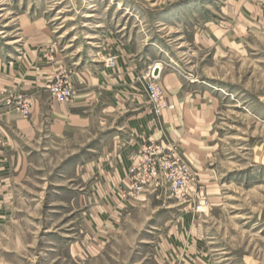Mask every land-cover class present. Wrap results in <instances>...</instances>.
<instances>
[{
	"label": "rangeland",
	"instance_id": "rangeland-1",
	"mask_svg": "<svg viewBox=\"0 0 264 264\" xmlns=\"http://www.w3.org/2000/svg\"><path fill=\"white\" fill-rule=\"evenodd\" d=\"M125 53L144 76L160 64L212 96L215 118L202 179L168 135L143 143L132 165L144 146L171 142L195 174L190 195L162 184L145 190L162 199L125 198L130 180L100 228L95 189L77 165L92 141L67 132L70 145L55 136L47 148L46 104L74 102L79 76L115 69ZM61 78L71 101L51 91ZM1 105L43 120L22 137L0 264H264V0H0Z\"/></svg>",
	"mask_w": 264,
	"mask_h": 264
},
{
	"label": "crops",
	"instance_id": "crops-1",
	"mask_svg": "<svg viewBox=\"0 0 264 264\" xmlns=\"http://www.w3.org/2000/svg\"><path fill=\"white\" fill-rule=\"evenodd\" d=\"M146 71L132 54L125 53L117 68H104L93 77L79 76V93L74 102L55 100L46 104L47 148L55 136L65 138L67 132L85 135L86 143L92 141L88 145L91 152L79 155L77 165L95 189L93 206L100 228L108 224V212L118 214L117 190L130 182L129 168L137 161L143 143L168 135L178 143L201 179L205 174V151L215 118L213 97L199 92L177 72L162 69L161 82L175 109L157 117L144 90ZM37 112L36 109V115L25 119L13 107L0 106V224L6 219L8 206L14 204L15 189L23 179L22 165L27 154L22 137L31 131L36 133L42 124V114L38 116ZM65 139L70 145V135ZM148 195L166 197L164 192L146 191L143 199Z\"/></svg>",
	"mask_w": 264,
	"mask_h": 264
},
{
	"label": "built area",
	"instance_id": "built-area-1",
	"mask_svg": "<svg viewBox=\"0 0 264 264\" xmlns=\"http://www.w3.org/2000/svg\"><path fill=\"white\" fill-rule=\"evenodd\" d=\"M112 61V58L110 60ZM155 65L147 76H144L146 91L154 106L156 115L160 116L166 109H175L165 95L160 83V71ZM53 95L62 101H71L75 92L67 80L57 79L51 86ZM140 164L132 166L129 188L123 190L122 196H136L145 192L148 187L167 185L177 198L190 195L195 184V174L188 162L181 156L171 142L152 143L144 146Z\"/></svg>",
	"mask_w": 264,
	"mask_h": 264
},
{
	"label": "bare ground",
	"instance_id": "bare-ground-1",
	"mask_svg": "<svg viewBox=\"0 0 264 264\" xmlns=\"http://www.w3.org/2000/svg\"><path fill=\"white\" fill-rule=\"evenodd\" d=\"M91 7H92V6H91ZM98 26H99V25H98ZM14 42H15V41H14ZM161 64H162V63H161ZM156 67H157V71H161L163 66H161L160 64H158Z\"/></svg>",
	"mask_w": 264,
	"mask_h": 264
},
{
	"label": "water",
	"instance_id": "water-1",
	"mask_svg": "<svg viewBox=\"0 0 264 264\" xmlns=\"http://www.w3.org/2000/svg\"><path fill=\"white\" fill-rule=\"evenodd\" d=\"M159 71H157V73H158Z\"/></svg>",
	"mask_w": 264,
	"mask_h": 264
}]
</instances>
